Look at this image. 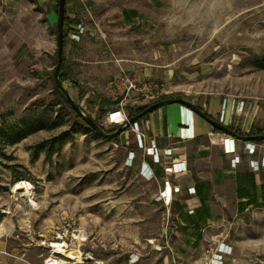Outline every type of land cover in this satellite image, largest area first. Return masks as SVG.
I'll return each instance as SVG.
<instances>
[{
  "label": "rangeland",
  "instance_id": "374dc122",
  "mask_svg": "<svg viewBox=\"0 0 264 264\" xmlns=\"http://www.w3.org/2000/svg\"><path fill=\"white\" fill-rule=\"evenodd\" d=\"M57 2L22 0L0 12V124L29 129L14 143L0 135V264H50L54 240L81 252V261L61 264H212L220 243L231 249L221 264H264V165L250 163L264 162V139L253 140L249 154L235 137L239 162L216 180L222 193L211 196L212 216L199 228L189 222L195 212L171 205L175 193L166 211L153 205L134 132L127 144L107 139L53 92ZM65 7L78 22L63 83L93 118L107 100L98 124L116 128L106 114L120 102L128 115L152 95L171 93L205 110L212 98L215 105L243 99L233 129L264 131V0H67ZM54 137V152L32 159L33 146ZM246 171L256 172L258 201L239 211L234 176ZM20 180L29 193L12 190Z\"/></svg>",
  "mask_w": 264,
  "mask_h": 264
},
{
  "label": "crops",
  "instance_id": "0c3cea01",
  "mask_svg": "<svg viewBox=\"0 0 264 264\" xmlns=\"http://www.w3.org/2000/svg\"><path fill=\"white\" fill-rule=\"evenodd\" d=\"M21 2L22 0H0V12L9 13L15 11ZM5 7L9 9L6 10ZM213 99L209 102L208 109H202L217 118L220 100L217 98V104L215 105ZM233 104L234 101L229 99L225 123L228 126L232 125L230 122H232L233 118L231 114L233 112ZM228 116H230V122L228 121ZM139 124L146 134L147 143L153 138L160 149L164 147L172 149V155L162 156L163 161L161 163L153 162L149 155L137 157L139 168L142 167L141 177L154 183L153 188L148 191L151 196V203L162 206L163 210L166 211L170 208L168 201L171 199L172 194L175 193L172 197L171 205L176 206L178 211L191 208L195 212L201 208V194L207 193V203L212 216L213 203L211 196L222 193L216 188L218 184L216 180L225 178L226 171H231V167H234L230 163L233 154L224 150V138L233 137L235 139V136L213 128L209 122L179 102L166 103L156 107ZM129 131L130 129H126L119 134L121 140L126 144L130 141L127 139ZM242 134H247V131ZM231 143L232 141L228 139V146ZM130 149L134 150L136 148L131 147ZM214 154L217 159L219 158V161H215L212 158ZM171 162H180V165L185 163L186 171L174 173L166 170L165 166H168ZM258 162L260 164V161ZM205 163L210 167L211 173L208 176L202 173L201 164ZM151 172H153V177L147 178L146 175H150ZM254 174H256L255 171ZM241 179L242 173H239V176L238 174L234 176V196L238 200L237 209L238 202L244 199L239 198L236 191L237 184ZM173 186H178L179 190L170 192L169 188L173 189ZM189 187H193L194 192H189ZM162 190L165 191L164 196L160 194ZM144 192L147 193V190H144ZM177 196H179L178 199H176ZM186 217L188 218L189 215H186ZM190 217L192 218L193 216ZM194 220L190 219L189 222L194 225ZM133 257L135 256L133 255Z\"/></svg>",
  "mask_w": 264,
  "mask_h": 264
},
{
  "label": "trees",
  "instance_id": "16d2710c",
  "mask_svg": "<svg viewBox=\"0 0 264 264\" xmlns=\"http://www.w3.org/2000/svg\"><path fill=\"white\" fill-rule=\"evenodd\" d=\"M58 1V0H57ZM67 3V0H66ZM65 3V6H66ZM57 7V6H56ZM78 22V19L75 17H70L67 15V10L65 7V16H64V20H63V55L65 53V48H66V43L68 40V35L70 33L71 30V25L73 23ZM57 26V23H56ZM67 64H68V60L63 56L61 65H60V70H59V78L60 80L63 82L66 79H69V74L67 72ZM53 80V92L54 94L58 97V99L60 100V102L62 103L63 107L66 108V110L73 115L77 120H79L81 123L86 124V122L71 108L69 102L66 100V98L64 97V95L58 90L57 86H56V82L54 79V76L52 77ZM174 97L173 94L171 93H162L160 95H158L155 99L151 100L152 101H156V100H160V99H165V98H172ZM107 103V100H101L99 102L100 104V108L98 109V116L94 117L93 119L95 120V122L100 123L99 122V117L101 116L100 114H103V112L105 111L104 105ZM149 102L147 103H143L141 105H139L138 107H136L133 110H130L128 113V117H131L135 114H137L138 112H140L142 109H144L146 106H148ZM90 116L91 114L88 113ZM148 113L144 114L143 116L138 118V122H140L142 119H144L147 116ZM103 127V129L106 132H110L113 131L115 129V127H110V128H106L103 125H101ZM233 129V126H230ZM216 129V128H215ZM218 130V129H217ZM233 131L237 134H241V132L237 129H233ZM29 133V129L24 128L22 125H17V124H11V125H3L0 124V135L4 136L6 138V140L8 141V143H14L19 141L20 139L24 138L25 136H27V134ZM264 131L261 128H257L255 126H250L249 130L247 131V134H263ZM119 137V134L113 136L111 139L112 140H117ZM58 137H54L51 138L49 140L46 141H41L36 143L33 146V153H32V159L37 158L38 154L40 151L44 150L46 151V154L48 156H50L53 152H54V145L55 143L58 142ZM256 140H263V139H256ZM48 142V144H46ZM47 145V146H46ZM258 185L256 183L255 180V174L252 171H246L245 173L242 174V179L238 182L237 187H236V191H237V196L239 198H244L243 200H240L238 202V210L242 211L245 209V207L250 204V203H256L258 201ZM202 205L201 208L195 211V220L193 221L194 226L196 228H199L200 223L205 221L206 218L211 216V211L209 209V205L207 203V199H208V194H201L200 196Z\"/></svg>",
  "mask_w": 264,
  "mask_h": 264
},
{
  "label": "built area",
  "instance_id": "2783aa9c",
  "mask_svg": "<svg viewBox=\"0 0 264 264\" xmlns=\"http://www.w3.org/2000/svg\"><path fill=\"white\" fill-rule=\"evenodd\" d=\"M79 29L81 30L82 27H80ZM74 34H77V33L74 32ZM157 96L158 95H156V96L152 95L151 100L155 99ZM233 101H234V104L232 105V111L233 112L231 114H232V117H233V115L235 116V119L234 118L232 119L233 121H235L237 115L241 114L245 111L246 102L243 99H238V100H233ZM227 103H228V100L226 98H223L222 103L219 105L218 116L216 118L217 120H219L220 122H222L224 124L226 123V119H227V110H228ZM123 104L124 103L120 102L119 106L117 105V106L111 108L107 112V114H106V122L107 123L117 124V123L124 122L129 118L127 113L123 109ZM229 119H230V116H228V121H229ZM129 128L135 134L137 146L144 150L145 156H147V155L151 156V159L153 162L161 163L163 161L161 158L162 156L165 157V156L172 155V149L170 147H164V148L160 149L157 146V144L153 138L149 140V143H147L146 142V134L141 129V126L137 120L134 121L133 123H131L129 125ZM129 128H127V129H129ZM228 139L230 141H232L230 146H228V144H227ZM223 145H224L225 152H230L233 154L230 161H231V165L235 166L239 162V156H238V154L235 153L236 151H235V145H234V138L233 137H231V138L226 137ZM246 150L249 153H253L255 151V144L252 141H247ZM134 154H135L134 150H129L127 160H132V158L134 157ZM263 161H264V156H263ZM250 163H251V166L253 168H257L258 164H259V162L253 158L250 159ZM263 163L261 164V162H260L259 166L262 167L264 165ZM165 169L170 171V172L181 173V172L186 171L187 167H186L185 163L180 165V162H171L170 164H168V166H165ZM141 173H142V167H141ZM146 177L147 178L153 177V172H151L150 175H148V176L146 175ZM173 189L175 191H178L179 187L173 186ZM189 192H194L193 187H189ZM160 194L161 195L165 194V191L162 190L160 192ZM164 202H166V200H164ZM192 211L193 210L190 208L189 212H192ZM230 252H231V249H230V246L228 244L220 243L218 250H217V253L214 254L216 256H213L211 258V263L212 264H221L223 255H226Z\"/></svg>",
  "mask_w": 264,
  "mask_h": 264
},
{
  "label": "water",
  "instance_id": "95a60500",
  "mask_svg": "<svg viewBox=\"0 0 264 264\" xmlns=\"http://www.w3.org/2000/svg\"><path fill=\"white\" fill-rule=\"evenodd\" d=\"M65 3H66V0H58L57 2V15H58V19H57V62H56L54 72H53L54 79H55L58 90L64 95L66 100L69 102L71 108L86 122L87 126L90 129L106 137L107 139H111L113 136L120 134L121 132L126 130L129 127V125L133 123L134 121L138 120L139 117L143 116L146 113L151 112L156 107H159L166 103L179 102L187 106L188 108L192 109L195 113H197L207 122H209L213 128L221 130L225 133H229L235 137L241 138L246 141L264 139V133L263 134H237L235 133L230 126L220 122L213 116L209 115L207 112H205L202 108H200L193 101L188 100L181 96L165 98V99H160V100L151 102L150 104H148V106H146L144 109H142L137 114L129 117L126 121L117 123L116 124L117 127L113 131L106 132L100 124L95 122L92 116H90L79 104H77L72 99L64 83L59 78L60 65L63 59V29L62 27H63V20L65 16Z\"/></svg>",
  "mask_w": 264,
  "mask_h": 264
},
{
  "label": "bare ground",
  "instance_id": "6f19581e",
  "mask_svg": "<svg viewBox=\"0 0 264 264\" xmlns=\"http://www.w3.org/2000/svg\"><path fill=\"white\" fill-rule=\"evenodd\" d=\"M30 187L31 185L28 182L20 180L14 183L12 190L16 191L18 189H22L23 192L27 194L29 193ZM31 201L35 204L33 200ZM84 233V230H82L75 237H77L79 240H83L85 239ZM50 245L52 246V252L49 258L47 259L50 264H61L66 262L81 261V252L78 249L69 250L68 248H66L65 242L54 240L51 241Z\"/></svg>",
  "mask_w": 264,
  "mask_h": 264
},
{
  "label": "clouds",
  "instance_id": "9594fccd",
  "mask_svg": "<svg viewBox=\"0 0 264 264\" xmlns=\"http://www.w3.org/2000/svg\"><path fill=\"white\" fill-rule=\"evenodd\" d=\"M169 189H170V191H172V192L175 191L174 189H171V188H169Z\"/></svg>",
  "mask_w": 264,
  "mask_h": 264
},
{
  "label": "flooded vegetation",
  "instance_id": "af4514ba",
  "mask_svg": "<svg viewBox=\"0 0 264 264\" xmlns=\"http://www.w3.org/2000/svg\"><path fill=\"white\" fill-rule=\"evenodd\" d=\"M157 101V100H156ZM152 102H154V101H152ZM151 102H149V104H150Z\"/></svg>",
  "mask_w": 264,
  "mask_h": 264
}]
</instances>
